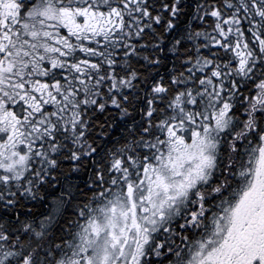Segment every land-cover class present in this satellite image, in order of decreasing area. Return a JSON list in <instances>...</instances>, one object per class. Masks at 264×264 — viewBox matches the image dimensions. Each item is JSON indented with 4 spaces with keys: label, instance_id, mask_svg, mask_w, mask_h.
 Wrapping results in <instances>:
<instances>
[{
    "label": "snow or ice",
    "instance_id": "1",
    "mask_svg": "<svg viewBox=\"0 0 264 264\" xmlns=\"http://www.w3.org/2000/svg\"><path fill=\"white\" fill-rule=\"evenodd\" d=\"M0 264H264V0H0Z\"/></svg>",
    "mask_w": 264,
    "mask_h": 264
}]
</instances>
